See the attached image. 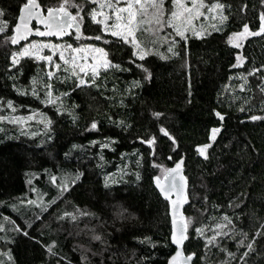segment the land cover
Segmentation results:
<instances>
[{
    "label": "trees",
    "instance_id": "16d2710c",
    "mask_svg": "<svg viewBox=\"0 0 264 264\" xmlns=\"http://www.w3.org/2000/svg\"><path fill=\"white\" fill-rule=\"evenodd\" d=\"M38 1L44 11L62 2ZM24 2L0 0V21L8 22L0 33V116L38 112L52 124L21 129L0 120V253L10 250L13 258L10 262L8 255H0V261L168 264L175 251L169 203L158 193L153 177H163L183 158L189 183L185 214L191 218L184 250L195 254L193 264H264V120L249 119L264 117V33L246 36L239 41L240 48L228 42L244 23L251 31L258 30L262 0H219L227 16L219 31L203 38L189 35L186 43L175 37L171 52L165 49L162 55L153 50L143 60L133 55L130 44L97 31L100 26L87 15L89 3L74 0L84 17L81 39H75L73 30L63 40H48L98 45L113 65H120L100 71L94 81L87 78L89 83L80 87L77 77L63 67L53 69L28 57L11 65V52L31 39H45L35 36L18 46L5 40L13 34ZM68 10L77 12L71 6ZM95 35H104V40L85 38ZM237 56L242 58L239 65ZM144 68L150 79H144ZM49 71L54 73L50 81ZM45 83H51L53 97H59L57 105L46 106L32 94L35 88L43 99ZM8 101L15 111L7 107ZM215 112L224 115L222 122ZM93 121L96 129L91 128ZM160 126L175 138V145L159 132ZM213 127L221 131L210 141ZM153 136L152 147L141 142ZM209 143L205 159L196 149ZM120 168L128 174L109 183ZM76 173L83 175L72 184ZM62 182L67 191L61 190ZM65 212L77 219L63 216ZM225 214L232 224L219 231L228 235L217 236L206 247V237L213 236L215 224L224 223ZM12 221L28 236L14 231ZM201 226L207 227L198 236L195 228ZM245 252L248 255L241 260Z\"/></svg>",
    "mask_w": 264,
    "mask_h": 264
},
{
    "label": "snow or ice",
    "instance_id": "6c2138e0",
    "mask_svg": "<svg viewBox=\"0 0 264 264\" xmlns=\"http://www.w3.org/2000/svg\"><path fill=\"white\" fill-rule=\"evenodd\" d=\"M90 2L94 5H98L97 7H92L88 12V16H90L91 22L99 25L100 27L97 31L102 32L104 34H108L112 37L117 38L123 44H130L135 49L133 55L139 57V59L143 60L145 55L147 54L148 49L143 47L140 41L137 38V32H149L153 36L152 43H155L156 37L164 31L165 28L171 29L170 33H167L163 39L172 38L171 44L168 48V51H172V45L176 43L174 37H179L181 40H188V36L186 33L191 31L193 36L198 38H203L205 35L203 29L196 30L193 26V21L198 19L201 16H206V13L203 11L207 9L209 13H217L219 15V19L224 21L227 19V16L223 14L225 9V4L220 3L219 0H215V2L211 4H206L205 0H170L171 7L165 8V0H90ZM264 3V0H262ZM68 6L77 8V12L75 15L71 11L68 10ZM82 6L76 4L74 0H62V2L58 6H49L46 11L47 15H44V10L41 8V5L37 2V0H25L22 3L19 9V15L17 17L18 22L13 26L11 36H6L5 40H10L12 45H16L20 40H27L28 36L32 34L33 29L29 27L30 22L35 19L39 23L43 24L44 31H40L36 29V35L39 36H63L68 32L69 29H75V39L78 41L82 37L81 32V24L83 23L84 17L80 14ZM3 15V10H0V16ZM99 17V19H98ZM167 17V18H166ZM7 21H0V33H4L7 28ZM219 31V29H217ZM264 33V12L259 14V28L257 31H251L249 29V24L244 23L242 26V31L233 32L229 38V43L233 44L234 47L240 48V40L245 38L246 36H259ZM86 39H94V40H104V35H95L90 37H85ZM105 43L107 41L105 40ZM49 49L51 51L50 55H42L41 52L43 49ZM65 50L70 51V55L68 57L65 56ZM59 51V60L63 61L64 65H70L71 68L65 67L64 71H71L73 75H75L78 79L77 87L81 85H86L89 81L83 79L79 76V73L76 72V69H79V72H85V68L88 67L86 63L78 64L76 60V56L74 53H87L89 55L94 53H99V56H92L93 63L91 64V72L92 79L95 80V77L99 74V69L104 68L107 70L109 67H117L120 65H113V62L107 59V52L103 48L94 47L91 44L83 45L81 47H73L71 44L62 45V44H53V43H38L32 42L20 49L19 51H13L10 54L11 65L15 66L20 63V58L28 57L36 60L46 61L50 66H54L55 69L59 70L61 68L60 63H56L53 60V56L57 54ZM80 59L82 61H87V55H81ZM241 57L237 56V65L241 62ZM235 66V65H234ZM138 67H143L142 65H138ZM145 76L144 79H150L151 73L148 72L146 68L143 69ZM259 71V69H253L252 72ZM53 72L49 71L47 73V77L49 81L53 77ZM252 74V73H249ZM35 83V81H33ZM135 86H139V81H134ZM44 98L41 99L35 88L32 90V94L40 99V102L44 105L52 104L57 105V101L59 97H53L52 95V85L51 83L44 84ZM243 88V85L241 86ZM264 91V89H261ZM62 95H66L62 94ZM7 107L15 111L13 104L11 101H8ZM244 111L243 108L240 109ZM57 114L61 113L60 106H56ZM33 116L28 117H4L0 116V120L8 119L9 123H22L25 120L33 119ZM43 116V114H41ZM161 113H153V116L159 117ZM215 116L222 122L224 120V115L220 112H215ZM252 121L264 120V117L252 115L249 117ZM44 123L46 127L51 126L52 120L44 118L40 121ZM91 128L96 129L97 124L95 121L91 123ZM221 131L219 127H213L211 129V134L209 137L210 141H215L217 134ZM159 132L172 141V144L175 145V138L170 134V132L163 126H160ZM51 138V137H49ZM156 137L153 136L147 140H141L142 143L148 144L152 147L155 144ZM101 147H107V145H101ZM211 147V144H204L197 147V152L201 157L207 159V149ZM154 154V152L152 153ZM171 158V157H169ZM183 160L176 162L174 169L165 170L167 175L165 179L167 183L162 185L160 183V177L155 178L156 187L159 188L160 192L165 196L166 199L171 200V194H176V199L171 200L173 205V215H172V225L173 229L170 236V242L176 245L175 254L170 258V264H188V262L192 259L191 255L184 256L183 259L180 258L183 254L181 251V247L183 242L188 239L187 231L189 224L191 223V218L185 220L181 218L179 224H177V215L176 213L179 211L180 204L187 201L186 195V182L187 178L181 175L180 169ZM82 173H76L74 178L71 180L72 184H75L77 180H79ZM139 179V176H137ZM53 181L55 178L53 177ZM105 187H107V180H105ZM60 188L62 191L68 190V185L64 182L61 183ZM28 203H34L33 201H29ZM237 208L240 207L239 204L235 205ZM81 215H88V213L81 212ZM122 215V213H118ZM63 216H69L72 220H76L77 216L72 213L65 212ZM39 218V217H37ZM63 218V217H60ZM224 223H217L214 226V234L211 237H206V247L211 245L216 240V237L219 235H228L226 232H222L224 228H227L228 225L232 224L231 218L225 214L223 216ZM14 225V231L18 233H22L24 236H28V232L25 229L20 228L19 225H15V222L12 221ZM30 227V225H29ZM207 226H201L195 228V232L198 236H203L205 232V228ZM0 230H3L0 227ZM246 235V234H245ZM256 235H260L259 232ZM96 240H99V236L93 237ZM10 241L5 240V243H9ZM242 243V242H241ZM50 255H55L52 252L51 246H46ZM249 250L252 249V244L249 243L247 245ZM0 255H8V259L11 262L12 256L9 252L0 253ZM229 256H232V253H228ZM248 255V252L243 253L241 260L245 256ZM0 264H4L3 261H0ZM70 264V262H69Z\"/></svg>",
    "mask_w": 264,
    "mask_h": 264
},
{
    "label": "rangeland",
    "instance_id": "374dc122",
    "mask_svg": "<svg viewBox=\"0 0 264 264\" xmlns=\"http://www.w3.org/2000/svg\"><path fill=\"white\" fill-rule=\"evenodd\" d=\"M89 3L90 7H97L98 8V5H94L90 2V0H85ZM121 3H123V0H121ZM206 4H208L206 1H205ZM171 7V4H168L166 1H165V8H169ZM205 13H206V16H201L199 17L198 19H195L193 21V26L195 27L196 30H201V28L203 29L204 33H209L210 31L212 30H217V29H221V24L223 21H221L219 19V15L217 13H209L207 12V9H204L203 10ZM167 18V17H166ZM99 19V17H98ZM225 21V20H224ZM171 32V29L169 28H165L164 31L162 33H160L157 37H156V41L155 43H152L153 41V36L151 33L149 32H143V31H140V32H137V38L138 40L140 41L141 45L143 47H145L146 49H148L147 51V54H150L153 52V50L157 51V53L159 54H162L164 55V50L166 49L167 52H168V48L171 44V40L172 38H169V39H163V37L167 34V33H170ZM108 35V34H107ZM187 36L189 35H192L191 31H189L188 33H186ZM176 38H179V37H176ZM175 39V37H174ZM180 39V38H179ZM245 38H243L242 40H244ZM176 41V40H175ZM32 42H38V43H53V44H62V45H67V44H71L74 48L75 47H81L83 45H88V44H82V45H79V46H75L73 45L72 43L68 42V41H58V42H55V41H52V40H48V39H42V38H36V39H31L29 40L28 42H26L25 44H23L22 47H24L25 45L29 44V43H32ZM93 45L94 47H99V48H103V47H100L98 45H95V44H91ZM174 45V44H173ZM173 45H172V48H173ZM132 46V45H131ZM22 47L20 49H22ZM20 49H18L17 51H19ZM104 49V48H103ZM135 51V49H134ZM42 55H50L51 54V51L49 49H43L42 52H41ZM70 55V51L69 50H65V56L68 57ZM73 55L76 56V60H77V63L78 64H81V63H86L88 65V67L85 68V72H79V69L77 68L76 69V72L79 73V76L82 77L83 79H87V78H92V72H91V64L94 62L93 59H92V56L95 55V56H99L100 54L99 53H94V54H87V53H74ZM81 55H87L88 56V59L87 61H82L80 59ZM145 55V56H146ZM138 57V56H137ZM107 59H109V56H108V53H107ZM36 60V59H35ZM53 60L56 62V63H60L61 64V67L65 68V67H69L71 68L70 65H64L63 64V61H60L59 60V51H57V54L55 56H53ZM37 61H41V60H37ZM45 62L49 67H52L53 69L54 66H50L48 64V62L46 61H43ZM104 70V68H100L99 69V72ZM71 72V71H70ZM72 73V72H71ZM35 114L33 119H30V120H25L24 122L22 123H11V124H14L18 127H20L21 129L25 128L27 129L28 126L32 125V124H41V120L46 118L44 115L42 116L40 113L38 112H35L33 113ZM30 115V116H33ZM11 118V117H10ZM8 120V119H6ZM9 122V121H8ZM44 124V123H43ZM30 129V128H29ZM28 129V130H29ZM115 174H113L112 176H110V178H108V182L109 183H118V179L119 178H122V175H127L128 174V170L126 169H118L117 172H114ZM189 228V227H188Z\"/></svg>",
    "mask_w": 264,
    "mask_h": 264
},
{
    "label": "water",
    "instance_id": "95a60500",
    "mask_svg": "<svg viewBox=\"0 0 264 264\" xmlns=\"http://www.w3.org/2000/svg\"><path fill=\"white\" fill-rule=\"evenodd\" d=\"M37 2L40 4V2L37 0ZM42 8V7H41ZM43 9V8H42ZM19 15V14H18ZM44 15H47V11H44ZM18 22V20L16 21V23ZM37 26V28L35 27ZM29 27L31 29H33V32L31 35L28 36L27 40H20L18 44L16 45H13V46H18L26 41H28L29 39H31L32 37H35V36H39V35H36V32L35 30L36 29H39L40 31H44V26L43 24L39 23L37 20L33 19L30 24H29ZM73 30H75L74 28L73 29H69L68 32L66 34H64L63 36H60V37H56V36H42L43 38L45 39H52V38H56L58 40H63L65 39ZM183 160V163L181 165V169H180V172H181V175H183L184 177H186V174H185V167H184V159L181 158ZM181 159H179L178 161H180ZM177 161V162H178ZM175 164L176 162L174 163L173 166H171L169 169H174L175 168ZM168 169V170H169ZM167 173H165V175L163 177H160V183L162 185L166 184L167 183V180L165 179ZM156 177H159V176H154L153 177V183H154V186L155 188L157 189L158 193L161 195V197L163 198V200L167 201L169 203V211H168V214H169V218H170V224H171V232H172V229H173V225H172V215H173V205L171 203V200H175L176 199V194L175 193H172L171 194V200L169 199H166L165 196L160 192L159 188L156 187V182H155V178ZM187 178V177H186ZM188 187H189V183H188V179H187V182H186V195H187V201L180 204L179 206V211L176 213L177 215V224H179V221L181 218H184L185 220L186 219V214H185V208L187 206V203H188ZM187 235H188V231H187ZM171 236V234H170ZM186 241V240H185ZM185 241L183 242V245L181 247V251H182V256L178 259H183L184 256H187V255H191V254H186L185 250H184V244H185ZM172 244V243H171ZM172 246L174 247L175 251H176V245L172 244ZM175 251L174 253L171 255V257L175 254ZM170 257V258H171ZM170 258L168 260V264H170ZM194 259H195V255L192 256V259L188 262V264H193L194 262Z\"/></svg>",
    "mask_w": 264,
    "mask_h": 264
}]
</instances>
